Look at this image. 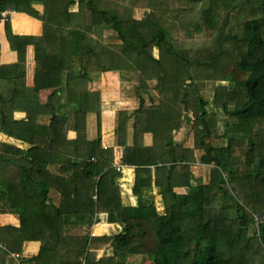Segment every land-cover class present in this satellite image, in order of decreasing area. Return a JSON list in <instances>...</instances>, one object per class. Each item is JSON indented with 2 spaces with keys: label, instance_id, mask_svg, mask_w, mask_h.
Wrapping results in <instances>:
<instances>
[{
  "label": "trees",
  "instance_id": "obj_1",
  "mask_svg": "<svg viewBox=\"0 0 264 264\" xmlns=\"http://www.w3.org/2000/svg\"><path fill=\"white\" fill-rule=\"evenodd\" d=\"M160 1H146L157 15L146 29L102 0H0V11L16 12L0 25L18 54L17 63L0 64V133L25 146L0 142V214L21 221L0 232L41 243L21 264H133L136 256L143 261L135 264H264V226L251 229L253 214L264 213V0ZM18 13L42 21L43 36L16 34ZM86 33L118 52L83 45ZM203 33L213 40L192 41ZM105 72L134 84L139 104L117 119L113 144L101 131V93L88 88ZM115 147L120 165L134 168L136 206L123 203ZM102 220L122 232L91 238ZM105 247L112 255L99 258Z\"/></svg>",
  "mask_w": 264,
  "mask_h": 264
},
{
  "label": "crops",
  "instance_id": "obj_2",
  "mask_svg": "<svg viewBox=\"0 0 264 264\" xmlns=\"http://www.w3.org/2000/svg\"><path fill=\"white\" fill-rule=\"evenodd\" d=\"M15 16H17V18H15V17H14L15 19L13 18L11 25H12V28L16 34L23 35V36H33V37H38V38L43 36L44 25H43L42 21L35 19L33 17H30L29 15L24 14V13H18ZM0 26H1V28H0V64H2V65L15 64L18 62L17 53L12 52L10 50L9 42H8L6 35H5V28L3 25H0ZM29 31H33V33L31 34ZM35 69H36V67H35V48L33 45H30L27 48V52H26V85L28 87H33L35 84ZM64 76L66 77V73L64 74ZM104 76H103L104 79L112 80L113 83L115 84V86L111 85V87H110V95H111L112 90H114V88H116V87L122 90L123 87H124V89H126V88H129V86H131L129 83L121 81L120 79H118L117 76H115V77L110 76L111 79L107 78L108 76H106V75H104ZM100 82H102V81H100ZM100 82L92 81L91 83H100ZM106 84L107 83H105L103 86L106 87ZM88 88H89V85H88ZM106 88H108V87H106ZM89 91L92 92L91 89H89ZM112 93L115 94V92H112ZM101 94H103V93L101 92ZM121 94H123V93H121ZM130 94H132L133 98L136 99V101L138 102L137 97H136V93L133 90L130 92ZM130 94H128L127 97ZM103 95H109V94L107 92V93H104ZM104 104L105 103H103V106H104ZM103 114L104 113H103V108H102V116H103ZM15 116L18 119H23L25 117V114L18 112L15 114ZM94 119H96L95 116H91L90 120H89V124H90V121L94 120ZM102 123H103V119H102ZM102 129H103V127H102ZM95 131H96V129H95ZM110 131L114 132V135H113L114 140H113V138H110V137L104 138V135H103L104 141L107 144L108 143L113 144L115 142V128H113ZM88 132H89V130H88ZM103 132H105L107 134L106 130H104V131L102 130V134H103ZM89 134H90V137L93 138L96 133L91 134L89 132ZM1 137L7 138V140H6L7 142H5V143H8V144H12V143H9V140L15 141L13 139L6 137L2 133H0V139H1ZM69 137L71 140H75L77 138V133L76 132H70ZM0 142H4V141L0 140ZM17 147H19V146H17ZM22 147L23 146H20V148H22ZM117 152H119V155H117ZM122 155H123L122 148L115 147V162H116L115 165H120V160L122 158ZM198 165H195V168L200 167ZM195 168L193 170V173L196 175L198 171L195 172ZM134 173H135L134 168H131V167L124 168V172L122 174L123 177L120 179L121 185H122L121 188L123 189V193H122L123 194V203L127 202L130 204V206H136L137 205V198H136V204L132 203V198H131V196H132L131 193L133 192V186H134V181H135ZM195 177H198V176H195ZM194 183H197V182H194ZM177 192H178V190H177ZM179 193L184 194V193H186V190L185 189L179 190ZM153 195H154V202H155L158 210L160 212H163L164 207H163L162 196L157 194L156 189H154ZM251 220L253 221V216H252ZM20 222H21L20 217L18 215L0 214V230H4L6 228L17 229L21 225ZM99 224H102V225L104 224L105 227L111 225L112 230H111L109 236L113 235V233L114 234L121 233L123 230L122 226L118 230H116V229L114 230L113 229V226H115L114 224H108V223L104 222L103 220L100 223H97L96 225H94L91 228V230L93 228L96 229L99 226ZM251 225H254V223ZM71 231L74 233H77V234L81 232L80 228H78V227H72ZM0 236L2 238L6 237L5 239H8V241L12 244V246H14V250H11L3 241H0V256H1L0 257V264H1V260L5 261V264H21L24 259L36 257L40 253V249H41L40 241H28V242H25L22 244V242L16 241V238H14L15 237L14 234H10L9 232H3V231L0 232ZM2 244L6 245L5 249L1 247ZM101 249H99V253H98L99 256H103L104 253H106V251L108 253L111 251L109 247H105V248H101ZM14 255H19V258L16 259L14 257ZM132 259L134 261H136L137 263L143 261V258L141 256L133 257L130 260H132Z\"/></svg>",
  "mask_w": 264,
  "mask_h": 264
},
{
  "label": "rangeland",
  "instance_id": "obj_3",
  "mask_svg": "<svg viewBox=\"0 0 264 264\" xmlns=\"http://www.w3.org/2000/svg\"><path fill=\"white\" fill-rule=\"evenodd\" d=\"M146 1L147 0H102V6L112 8L114 10H117L118 12L123 11L124 14H126V15L128 13H129V15L133 13L136 25H138L139 27H142V28H146V29H154V25L157 22V15H156V12L153 10V8H147ZM163 2H164V0H161L159 3H163ZM134 4H139L140 6L135 7ZM172 4L175 5V0H172ZM78 10L79 9L77 7H75L70 12L71 13H77ZM157 10H158V13L160 15H164L166 12L165 10H161V9H157ZM229 10H230V8L226 7L224 12H228ZM39 11L42 12L41 10H39ZM233 12L234 11L232 10V14H233ZM15 18H17V16H15ZM239 20H240V18H239ZM74 22L77 23L78 18L74 19ZM143 24H145V25L143 26ZM0 28H1V26H0ZM29 32L31 34L33 33V31H29ZM87 36L90 37L91 39L88 40V39L84 38L82 40L83 45L88 43V44H90V46H92V45H95V43L97 42L98 44H102L108 48H111L113 52H118L119 46L115 47L114 45L105 42L104 40L100 39L98 36H95V35L87 34ZM201 40L204 42H211L213 40V36L210 33H203V34L197 36V38L192 39V41L194 43H199ZM180 41H183L185 47H189L191 39H189V38L188 39H180ZM17 57H18V54H17ZM103 62H106V65L109 66V62H108L106 57L103 58ZM133 65L139 66L138 63L136 64V61L133 63ZM94 73H96V72H94ZM104 75L108 76L107 78H110V79H111V77H114V75L110 74L109 72L94 75V76H92V81H95V82L102 81V82H100V83H91L90 82L91 84L89 83V89H91L92 92H100V93L102 92L103 94L108 92V94H109V95L101 94V103H102V108H103V113H104L102 116V119H103L102 127H103V129H101V131L102 130L107 131V134L105 132H103L104 138L110 137V138H113V140H114V136H113L114 132L113 131L111 132L110 130H112L113 128H116V126L118 124L117 119L121 118L123 113H125V114L129 113L130 114L132 112H135L137 110V108L139 107V104L136 101V99L133 98V95L130 94V92L132 90L135 91L134 84H131V86H129V88H126V89H124V87H123L122 90L116 87V88H114V90H112V92H115V94H113L111 92V95H110V87H111V85L115 86V84L113 83L112 80L104 79V77H105ZM105 83H107L106 87H108V88L103 86ZM213 84H214V82H212V81L206 83V86H210V87H207L205 92H207V90H208L207 94L208 95L211 94V96H212ZM200 87H201V85H200ZM121 93H123V94H121ZM128 94H130V95L127 97ZM155 94L159 95L157 93H155ZM64 95L67 96V91H64ZM211 96H209V97H211ZM103 103H105L104 106H103ZM96 128H98L97 120L96 119L91 120L90 124L88 126L89 132L91 134H95ZM0 140L7 142L6 141L7 138L1 137ZM9 143H12L15 146H19V147L23 146L21 143L16 142V141H12V140H9ZM24 147L25 146H23L22 148H24ZM117 155H119V152H117ZM134 177H135V173H134ZM118 184H119V187L122 186L121 180H119ZM131 194H132V196H131L132 203L136 204V196L133 194V192ZM124 205L130 206V204L127 202H125ZM120 227L121 226H119V225H115V226H113V229L118 230ZM111 230H112L111 225L105 227L104 224L103 225L99 224V226L96 229L93 228L91 230L90 235L93 232H95L97 238L102 237V235L103 236H109ZM111 255H112V250L109 253L106 251V253H104L103 256H98V257L99 258L110 257ZM131 262L133 264L137 263L134 260H132Z\"/></svg>",
  "mask_w": 264,
  "mask_h": 264
},
{
  "label": "built area",
  "instance_id": "obj_4",
  "mask_svg": "<svg viewBox=\"0 0 264 264\" xmlns=\"http://www.w3.org/2000/svg\"><path fill=\"white\" fill-rule=\"evenodd\" d=\"M13 14H16V12L0 11V23H6L9 15H13ZM115 167H116L118 172L124 171V167L121 165H115ZM253 223L256 227L264 226V213L263 214H260V213L253 214ZM90 236H91V238L97 237L95 232H93ZM4 245L5 244H2L1 247L5 249L6 245L5 246ZM14 257L17 259V258H19V255H14Z\"/></svg>",
  "mask_w": 264,
  "mask_h": 264
},
{
  "label": "water",
  "instance_id": "obj_5",
  "mask_svg": "<svg viewBox=\"0 0 264 264\" xmlns=\"http://www.w3.org/2000/svg\"><path fill=\"white\" fill-rule=\"evenodd\" d=\"M251 229L253 230L254 233L257 232V228L254 225H251Z\"/></svg>",
  "mask_w": 264,
  "mask_h": 264
},
{
  "label": "clouds",
  "instance_id": "obj_6",
  "mask_svg": "<svg viewBox=\"0 0 264 264\" xmlns=\"http://www.w3.org/2000/svg\"><path fill=\"white\" fill-rule=\"evenodd\" d=\"M256 227V226H255ZM257 228V230H258V227H256Z\"/></svg>",
  "mask_w": 264,
  "mask_h": 264
}]
</instances>
